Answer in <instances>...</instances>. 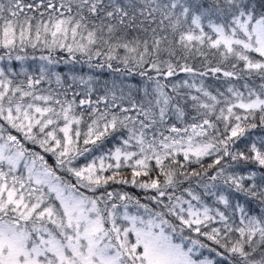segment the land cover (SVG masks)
<instances>
[{
    "label": "snow or ice",
    "instance_id": "1",
    "mask_svg": "<svg viewBox=\"0 0 264 264\" xmlns=\"http://www.w3.org/2000/svg\"><path fill=\"white\" fill-rule=\"evenodd\" d=\"M0 264H264V0H0Z\"/></svg>",
    "mask_w": 264,
    "mask_h": 264
},
{
    "label": "trees",
    "instance_id": "2",
    "mask_svg": "<svg viewBox=\"0 0 264 264\" xmlns=\"http://www.w3.org/2000/svg\"><path fill=\"white\" fill-rule=\"evenodd\" d=\"M29 63H31V61L29 62ZM88 70L87 69H85V72H87ZM98 76H100L101 77V79L102 80H104V79H108V80H110V79H112V77L106 72V71H104V72H97L96 73ZM30 148H33L34 146H32V145H28ZM35 150H38V149H35ZM49 162L50 163H52V161H51V158H49ZM131 191H134V192H138V190H131Z\"/></svg>",
    "mask_w": 264,
    "mask_h": 264
}]
</instances>
